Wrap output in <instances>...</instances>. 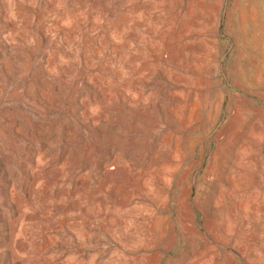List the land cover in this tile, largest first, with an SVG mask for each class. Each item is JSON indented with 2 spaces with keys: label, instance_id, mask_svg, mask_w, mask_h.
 <instances>
[{
  "label": "rangeland",
  "instance_id": "1",
  "mask_svg": "<svg viewBox=\"0 0 264 264\" xmlns=\"http://www.w3.org/2000/svg\"><path fill=\"white\" fill-rule=\"evenodd\" d=\"M0 127V264H264V0H0Z\"/></svg>",
  "mask_w": 264,
  "mask_h": 264
},
{
  "label": "bare ground",
  "instance_id": "2",
  "mask_svg": "<svg viewBox=\"0 0 264 264\" xmlns=\"http://www.w3.org/2000/svg\"><path fill=\"white\" fill-rule=\"evenodd\" d=\"M2 63V62H1ZM4 65V64H3ZM11 66V65H10ZM2 67V66H1ZM15 72V71H14ZM13 75V74H12ZM10 77V76H9ZM62 99V98H61ZM36 100H37V98H36ZM64 100V99H63ZM2 111V110H1ZM57 112V111H56ZM46 115V114H45ZM54 116V115H53ZM56 116V115H55ZM60 116V115H59ZM39 118V117H38ZM59 118V117H58ZM22 122V121H21ZM24 122V121H23ZM76 124H77V122H76ZM164 124V123H163ZM237 124H238V122H237ZM248 124V123H247ZM46 125V124H45ZM58 125V124H57ZM52 126V125H51ZM59 126V125H58ZM74 126H75V124H74ZM230 126V125H229ZM21 127H22V125H21ZM73 127V126H72ZM1 128V127H0ZM70 128V127H69ZM164 128V127H163ZM225 128V127H224ZM248 128V127H247ZM50 129V128H49ZM65 129V128H64ZM36 130V129H35ZM38 130V129H37ZM163 130V129H162ZM233 130H235V129H233ZM247 130V129H246ZM67 131V130H66ZM161 131V130H160ZM40 132V131H39ZM156 132H158V131H156ZM222 132H223V130H222ZM245 132V131H244ZM28 133V132H27ZM55 133V132H54ZM53 133V134H54ZM206 133V132H205ZM33 134V133H32ZM51 134V133H50ZM78 134V133H77ZM27 135V134H26ZM29 135V134H28ZM65 135V134H64ZM246 135V134H245ZM244 135V136H245ZM33 136V135H32ZM54 136V135H53ZM76 136V135H75ZM79 136V135H78ZM223 136V135H222ZM10 137V136H9ZM155 137V136H154ZM224 137V136H223ZM23 138V137H22ZM49 138V137H48ZM34 139V138H33ZM41 139V138H40ZM47 139V138H46ZM45 139V140H46ZM64 139H65V137H64ZM25 140V139H24ZM27 140V139H26ZM223 140V139H222ZM55 141V140H54ZM219 141V140H218ZM64 142V141H63ZM40 143V142H39ZM78 143V142H77ZM235 144V143H234ZM27 145V144H26ZM25 145V146H26ZM221 145V144H220ZM33 147V146H32ZM69 147V146H68ZM131 148V147H130ZM23 149V148H22ZM235 149V148H234ZM234 149H232V150H234ZM196 152V151H195ZM25 153V152H24ZM29 153V152H28ZM16 154V153H15ZM30 154V153H29ZM145 157V156H144ZM186 157V156H185ZM29 158V157H28ZM21 161H23V160H21ZM20 161V162H21ZM105 161V160H104ZM6 162V161H5ZM12 162V161H11ZM95 162V161H94ZM23 163V162H22ZM29 163V162H28ZM26 164V163H25ZM23 166V165H22ZM10 167H11V165H10ZM13 168H14V166H13ZM23 167H21V169H22ZM25 168V167H24ZM18 169V168H17ZM28 169H30V168H28ZM10 171V170H9ZM12 171H13V169H12ZM11 171V172H12ZM19 174H21V173H19ZM14 175V174H13ZM23 175H24V173H23ZM11 176V175H10ZM134 176V175H133ZM2 177V176H1ZM22 177V176H21ZM25 177V176H24ZM110 177V176H109ZM12 178V177H11ZM21 179V178H20ZM114 180H115V178H114ZM26 181V180H25ZM121 182V181H120ZM15 183V182H14ZM21 185H23V184H21ZM28 185V184H27ZM120 186H122V185H120ZM27 187V186H26ZM3 189V188H2ZM192 189V188H191ZM26 194V193H25ZM121 195V194H120ZM191 196V195H190ZM190 198V197H189ZM3 199V198H2ZM2 201V200H1ZM6 202V201H5ZM5 202H4V205H5ZM7 204V203H6ZM1 206V205H0ZM1 212V211H0ZM3 212V211H2ZM182 215V214H181ZM6 216V215H5ZM178 216V215H177ZM1 218V217H0ZM8 218V217H7ZM186 219V218H185ZM2 220V219H1ZM181 227V226H180ZM179 227V228H180ZM180 230H181V228H180ZM179 230V231H180ZM176 232V231H175ZM181 232V231H180ZM15 233V232H14ZM177 236V235H176ZM176 238V237H175ZM182 238V237H181ZM206 238V237H205ZM11 240V239H10ZM177 242V241H176ZM203 243V242H202ZM8 244H10V243H8ZM6 246V245H5ZM187 247H188V245H187ZM160 250V249H159ZM188 250V249H187ZM186 250V251H187ZM188 252V251H187ZM149 253V252H148ZM2 255V254H1ZM43 255V254H42ZM3 258V257H2ZM3 260V259H2ZM8 262H10V261H8ZM162 262V261H161ZM3 263V262H2ZM5 263V262H4ZM6 264V263H5Z\"/></svg>",
  "mask_w": 264,
  "mask_h": 264
}]
</instances>
